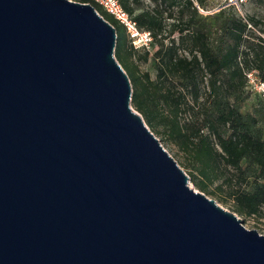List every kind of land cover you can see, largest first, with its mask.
<instances>
[{
  "label": "water",
  "instance_id": "1",
  "mask_svg": "<svg viewBox=\"0 0 264 264\" xmlns=\"http://www.w3.org/2000/svg\"><path fill=\"white\" fill-rule=\"evenodd\" d=\"M118 41L90 3L0 0V264H264L132 106Z\"/></svg>",
  "mask_w": 264,
  "mask_h": 264
},
{
  "label": "trees",
  "instance_id": "2",
  "mask_svg": "<svg viewBox=\"0 0 264 264\" xmlns=\"http://www.w3.org/2000/svg\"><path fill=\"white\" fill-rule=\"evenodd\" d=\"M75 1L94 5L116 27L115 56L130 77L132 106L155 134L189 153L196 187L231 198L241 216L261 215L264 95L248 77L254 72L264 83V29L256 30L261 21L233 5L205 14L193 0H120L152 32L151 52L136 48L123 24L100 4ZM196 2L208 10L211 0ZM148 62L155 76L141 69Z\"/></svg>",
  "mask_w": 264,
  "mask_h": 264
},
{
  "label": "rangeland",
  "instance_id": "3",
  "mask_svg": "<svg viewBox=\"0 0 264 264\" xmlns=\"http://www.w3.org/2000/svg\"><path fill=\"white\" fill-rule=\"evenodd\" d=\"M152 4V2H150ZM154 4V2H153ZM224 4V0H211L210 4H208V9H213V8H218L219 6H222ZM236 8V7H235ZM236 11L244 16H255L258 18L261 22L259 25L256 27V30L261 32L259 29H264V1H257V0H249L246 4H243L241 9L236 8ZM179 33L176 32L174 33L173 37L178 38ZM154 45L151 47L150 51H154ZM141 69L143 71H149L152 76H155V70L153 65L148 62V63H142L141 64ZM253 84V83H252ZM254 86V84H253ZM150 128V127H149ZM155 134V133H154ZM161 143L164 145V147L168 150V152L174 157V160L178 162L180 167L184 169L186 174L189 175L190 177V185L194 187L197 190H200L199 188L196 187L194 182L191 180L192 175L191 172H196L194 169V165L192 162V158L189 156V153L185 150L180 148L179 146L175 145L167 135H160V134H155ZM220 182V181H219ZM215 183L213 187L216 186ZM211 198H214L215 201H217L221 206L224 208L233 211V203L232 199L228 198V200L224 199L222 200L223 197H214L212 195H208ZM234 212V211H233ZM236 213V212H235ZM238 217H240L243 220V224L246 226V228L249 229H256L260 231L261 234H264V208L262 210L261 215L258 216H241L237 213Z\"/></svg>",
  "mask_w": 264,
  "mask_h": 264
},
{
  "label": "built area",
  "instance_id": "4",
  "mask_svg": "<svg viewBox=\"0 0 264 264\" xmlns=\"http://www.w3.org/2000/svg\"><path fill=\"white\" fill-rule=\"evenodd\" d=\"M98 4H100L107 12H109L114 18H116L123 26L126 28L129 38L131 39L132 44L136 48L148 49L150 50L153 46L154 37L150 30L144 29L139 26L137 21L131 17L128 11L122 6L120 0H94ZM194 4L198 7V9L205 13L209 14L218 8L204 10L202 9L196 2L193 0ZM249 0H224L223 6L233 5L234 7L241 9L243 4H246ZM248 77L250 79V83L254 84V87L262 92L264 95V83L260 82V80L256 77L254 72H249ZM252 84V85H253Z\"/></svg>",
  "mask_w": 264,
  "mask_h": 264
}]
</instances>
